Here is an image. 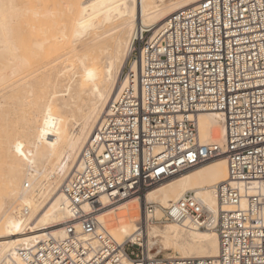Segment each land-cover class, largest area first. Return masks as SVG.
Instances as JSON below:
<instances>
[{
    "label": "built area",
    "instance_id": "2783aa9c",
    "mask_svg": "<svg viewBox=\"0 0 264 264\" xmlns=\"http://www.w3.org/2000/svg\"><path fill=\"white\" fill-rule=\"evenodd\" d=\"M151 33L136 29L116 92L61 186L64 236L49 233L10 264H264V0H202ZM206 111L224 114L223 144L201 142ZM220 156L228 177L215 187V208L188 191L155 215L148 190ZM103 195L142 201L124 242L99 220ZM167 222L215 230L217 256L149 248L147 226Z\"/></svg>",
    "mask_w": 264,
    "mask_h": 264
},
{
    "label": "bare ground",
    "instance_id": "6f19581e",
    "mask_svg": "<svg viewBox=\"0 0 264 264\" xmlns=\"http://www.w3.org/2000/svg\"><path fill=\"white\" fill-rule=\"evenodd\" d=\"M31 1L0 0V126L16 131L6 147L3 183L15 189L22 182L0 216V264H10L19 249L34 247L49 233L64 236L68 210L61 186L116 92L136 29L150 27L155 37L168 16L202 0ZM55 110L61 119L42 147L31 133L40 132ZM198 128L203 144L224 143L222 112H201ZM227 177L226 158L220 156L161 182L147 191L146 200L157 204V217L161 207L188 191L215 208V187ZM8 199L0 192L1 210ZM101 201L103 226L119 242L132 237L142 201L133 197L111 204L106 195ZM144 236L149 248L173 249L181 258L218 254L213 229L150 223Z\"/></svg>",
    "mask_w": 264,
    "mask_h": 264
},
{
    "label": "rangeland",
    "instance_id": "374dc122",
    "mask_svg": "<svg viewBox=\"0 0 264 264\" xmlns=\"http://www.w3.org/2000/svg\"><path fill=\"white\" fill-rule=\"evenodd\" d=\"M31 4L38 5L37 0H32ZM99 48H101V47H99ZM125 66L122 68V71L125 68ZM51 116H53V117H51ZM60 119H61V116L59 115V111L55 110L53 112V114L48 116V118L45 122L46 124L44 125L43 129L40 130V132H32L31 133L32 135L38 136V142H39L40 146H42V147L46 146V144H47L46 140L48 139L52 129L54 128L53 126L55 125L54 121L55 120L58 121ZM6 129H7V126H5L4 123H2V126H0V192L2 194L3 199L6 197L7 198L9 197V199L7 200V205H5L4 209L3 210L0 209V216L3 213V211L7 210L9 205L14 203L15 198L17 197L19 190L22 189V184H21L22 182L15 189H7L3 183L6 147L10 141L9 138H15V136H16V131L14 128H11L10 130H6ZM20 141H21V143L22 142L25 143V142H27V139L24 138ZM25 146H26V144H23V147H25ZM39 157L40 156H38V160H39ZM40 162L43 163L44 160L42 159V160H40ZM207 162H209V161H207ZM24 165H26V162ZM24 180H25V178L23 177L22 181H24ZM163 208L164 207H161L162 212H163ZM122 239L123 238H120V240H122ZM154 249L156 251H159L163 255H173V254L179 255L178 253H175L173 249L165 251V250L159 249L158 246L154 247Z\"/></svg>",
    "mask_w": 264,
    "mask_h": 264
}]
</instances>
